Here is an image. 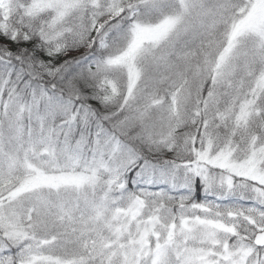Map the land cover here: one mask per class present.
<instances>
[{
  "label": "snow or ice",
  "instance_id": "obj_1",
  "mask_svg": "<svg viewBox=\"0 0 264 264\" xmlns=\"http://www.w3.org/2000/svg\"><path fill=\"white\" fill-rule=\"evenodd\" d=\"M0 264H264V0H0Z\"/></svg>",
  "mask_w": 264,
  "mask_h": 264
}]
</instances>
